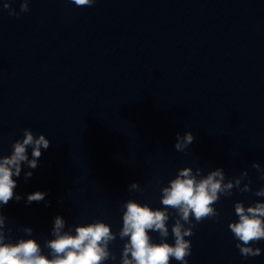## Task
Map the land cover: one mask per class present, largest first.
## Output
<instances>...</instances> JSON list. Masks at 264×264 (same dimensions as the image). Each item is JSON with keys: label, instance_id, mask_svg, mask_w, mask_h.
Listing matches in <instances>:
<instances>
[{"label": "clouds", "instance_id": "obj_1", "mask_svg": "<svg viewBox=\"0 0 264 264\" xmlns=\"http://www.w3.org/2000/svg\"><path fill=\"white\" fill-rule=\"evenodd\" d=\"M30 2L31 0H21L20 11H29ZM70 2L77 7H91L96 0ZM3 7L9 10V15H17L10 6V0H5ZM194 140L191 131L183 135L178 133L174 148L177 152H186ZM49 147L50 141L45 135L36 136L30 129H24L23 138L12 144L11 154L0 155V264H105L109 259L116 260L109 245L117 237L125 241L120 264H171L172 260L188 264L192 245L185 237L194 235L193 230L204 220L219 217L214 205L222 196L231 197L233 189L242 193L252 191V181L248 178L247 171L242 172L239 177L228 179L223 168H216L203 175L201 168L193 171L191 167H184L178 170L167 186L161 188L162 208L153 209L148 204L127 200L122 205V228L118 233H114L111 226L102 220L72 225L66 230V221L57 215L51 229L53 238L44 241L43 247L48 249L45 254L41 244L32 238L31 227L21 229L28 238H18L15 241L11 239L12 228H6V217L2 209L11 200L21 199L15 193L17 180L14 177L21 175L22 165L36 169L42 156L41 150ZM252 168L264 179V169L258 163H253ZM32 175V171L25 172V180ZM245 178H248V182L241 186ZM139 188L136 182L129 185V191ZM254 194L264 197V187ZM45 195L40 191L28 194L26 203L43 201ZM234 211L238 220L230 222L228 227L237 241L236 247L240 254L245 259L261 255V249L253 245L264 241V201L257 200L247 207L242 201H238L234 204ZM170 219L174 220L171 227L174 243L167 241ZM152 232L159 235V242L153 241L150 235Z\"/></svg>", "mask_w": 264, "mask_h": 264}]
</instances>
